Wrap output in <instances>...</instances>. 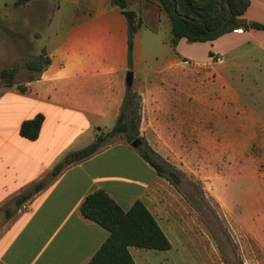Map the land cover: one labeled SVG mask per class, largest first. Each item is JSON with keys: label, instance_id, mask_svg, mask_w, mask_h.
<instances>
[{"label": "crops", "instance_id": "1", "mask_svg": "<svg viewBox=\"0 0 264 264\" xmlns=\"http://www.w3.org/2000/svg\"><path fill=\"white\" fill-rule=\"evenodd\" d=\"M43 1L53 5L36 38L44 31L42 37L49 45L56 37L46 49L49 64L21 90L14 85L0 88V264H87L108 237L105 229L79 211L85 197L98 190L124 211L141 202L170 242L171 248L161 252L128 247L134 264H180L170 261L169 253L175 249V241L184 240L183 235L192 230L194 211L180 191L124 141L67 167L29 198H22L23 193L47 176L67 153L83 149L114 127L128 71L133 73L131 88L140 96L139 137L162 159L169 163L175 156L185 157L187 144L199 151L208 142L205 139L213 143L211 128L203 132L198 120L188 124L185 120L187 84L196 85L192 87L197 88L200 99L208 94L218 101L224 97L222 107L239 104L236 87H244L231 81L244 76L251 81L250 89L262 94L264 31L240 28L204 43L180 39L174 47L170 34L167 43L172 55L156 72V81L148 82L138 80L136 70L129 69V26L110 0H92L81 8L76 0L64 6L59 0ZM247 1L243 19L264 25V0ZM142 6L155 19L164 15L169 24L156 0H129L135 26L141 27L136 10ZM2 10L9 14L8 9ZM148 28L156 31L154 25ZM132 41L133 62L134 38ZM184 42L201 47L186 48ZM10 44L0 39L1 65L10 62ZM200 48L208 51L207 56H195ZM37 115L43 117L37 139L21 137V124ZM231 122L215 121L213 128L228 133ZM186 127L192 131L186 132ZM259 128L264 125L260 123ZM217 157L212 148L209 158ZM218 192L223 199L227 184ZM20 194L21 201H15Z\"/></svg>", "mask_w": 264, "mask_h": 264}, {"label": "rangeland", "instance_id": "2", "mask_svg": "<svg viewBox=\"0 0 264 264\" xmlns=\"http://www.w3.org/2000/svg\"><path fill=\"white\" fill-rule=\"evenodd\" d=\"M67 1L59 0V3L63 5ZM76 1L79 8L92 2ZM52 5L43 0L24 3L0 0V39L10 42L13 50L10 62L0 64V72H14L13 87L22 88L45 66L46 49L56 41V37L50 39L49 45L42 37L44 31L36 37L43 30L47 20L45 14ZM21 8L29 9V12L18 11ZM2 9H8L9 14H2ZM138 9L140 11L133 10L140 12L141 27L132 37L136 54L133 62L131 57V67L136 70L134 77L138 80L155 82L156 72L172 55L167 43L169 24L164 15L155 19L147 7ZM153 25L155 32L148 28ZM190 45L201 47L198 46L200 44H183L186 48ZM206 52L200 48L195 56L202 58L207 56ZM6 82L0 78L1 89L6 87ZM231 84L244 88L236 87L239 104L230 102L229 107L219 106L226 103L224 97L218 101L208 94L200 99L201 94L192 87L196 85L187 84L185 120L187 124L198 120L203 132H209L211 128L213 143L205 139L208 142L201 144L199 151L194 150L193 144H187L185 157L175 156L169 161V165L181 174L178 190L195 216L192 230L183 235L184 240L175 241L176 247L169 253L170 261L180 264H264V248L260 246H264V129L261 132L259 128L260 123L264 125V92L254 93L250 89L251 81L245 76L235 83L231 81ZM251 117L256 122L255 127L251 126ZM220 120H233L228 133L223 128H213V123ZM190 131L192 128L186 127V132ZM250 135L253 137L249 138ZM122 141V137L113 138L105 147ZM212 148L218 154L216 159L209 158ZM225 170H228V176L224 174ZM225 184L228 192L221 193V199L218 189ZM183 251L185 254H180Z\"/></svg>", "mask_w": 264, "mask_h": 264}, {"label": "trees", "instance_id": "3", "mask_svg": "<svg viewBox=\"0 0 264 264\" xmlns=\"http://www.w3.org/2000/svg\"><path fill=\"white\" fill-rule=\"evenodd\" d=\"M21 3L29 0H20ZM111 4L128 11L129 0H110ZM160 10L166 14L170 24V44L175 46L180 39L188 43L213 41L219 36L237 29L264 31V25L247 22L243 13L248 6L247 0H156ZM230 7V13L225 7ZM173 3H175V8ZM230 16V18H228ZM222 28L219 26L225 21ZM138 27L128 28L129 53L128 65L131 68L132 37ZM49 64L46 58L45 66ZM31 67V65H28ZM44 68V67H43ZM41 68L39 72L43 69ZM14 72L2 70L0 78L6 80L7 87L14 85ZM21 90V88H20ZM43 121L41 115L24 121L19 128V135L27 140L37 139ZM140 96L130 87L125 91L122 106L114 127L96 136L95 140L83 149L67 153L63 159L41 181L35 183L27 192L15 197V201L29 198L43 189L67 167L95 155L105 148L107 142L122 137L131 144L139 138ZM136 149L140 157L149 164L157 175L165 178L178 189L181 174L155 153L144 141ZM81 216L99 225L108 232L106 241L91 257L87 264H134L128 252L132 246L144 250L167 251L170 242L159 225L144 205L136 201L130 209L124 211L104 191L98 190L85 197L79 208Z\"/></svg>", "mask_w": 264, "mask_h": 264}, {"label": "water", "instance_id": "4", "mask_svg": "<svg viewBox=\"0 0 264 264\" xmlns=\"http://www.w3.org/2000/svg\"><path fill=\"white\" fill-rule=\"evenodd\" d=\"M173 5H174V8H175V3H173ZM225 7L230 13V7H229V5L227 4L226 1H225ZM123 15H124V17L126 19L127 25L129 27L132 26L133 25V19H134L133 13L131 11H125L123 13ZM230 16H231V13H230ZM230 16L228 18H230ZM226 21H227V19L219 26V29L224 26ZM132 82H133V73H132V71H128L127 74H126V78H125V84H126L127 88H130L132 86ZM140 145H141V140L139 138L135 139L130 144V146L132 148H134V149H137Z\"/></svg>", "mask_w": 264, "mask_h": 264}]
</instances>
